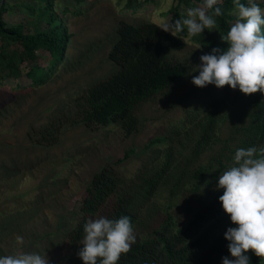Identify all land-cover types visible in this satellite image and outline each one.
I'll list each match as a JSON object with an SVG mask.
<instances>
[{"label": "trees", "instance_id": "trees-1", "mask_svg": "<svg viewBox=\"0 0 264 264\" xmlns=\"http://www.w3.org/2000/svg\"><path fill=\"white\" fill-rule=\"evenodd\" d=\"M92 1L0 0V94L33 90L56 77L60 66L68 63V50L72 48V33L65 23V16L81 14L80 8ZM114 1L120 15L117 39L108 51V58L119 69L79 94L75 103L77 117L87 129L95 131L114 123L130 136L140 124L136 108L190 73V67L174 60L172 54L184 51L190 44L204 54H210L213 48L226 50L228 45L221 38L227 35L236 20V8L234 0H221L218 6L223 15L215 18L216 28L205 29L197 36H188L185 28L183 33L173 36L161 29L163 23L142 15L146 10L156 8L157 0ZM248 2L240 0L245 6ZM201 3L202 0H172L169 9L160 14L167 22H174L186 18V10ZM258 5L264 8V3ZM226 105L224 98L210 97L201 101L196 109L187 112L181 127L167 129L147 145L149 149L158 147L159 153L148 163L152 169L147 174L140 172L143 180L140 189L118 195L102 217L128 216L134 228L140 210L153 202L160 188L168 185L170 179L178 180L170 188V195L179 193L178 198L187 200L188 209L175 217L169 212L170 207L159 205L165 217L152 226L147 236L137 238L135 234L136 242L128 253L121 254L117 264H222V259L229 257V242L224 236L227 229L235 225L219 202L223 189L217 190L218 177L234 165L237 149L264 146V94L253 95L242 118L232 122V132L222 139L219 135L221 125L231 114ZM61 126L62 122L52 119L39 129L42 140L50 145L57 144ZM191 130L197 132L191 160L208 150L214 152L204 164L193 168L185 164L179 169L174 163L173 149L179 145L184 147L182 138ZM173 142L179 145L174 147ZM133 153L132 149L126 151L124 157L103 165L91 178L76 205L79 215L75 226L66 235L72 249L81 244L84 225L89 219L99 215L119 187L128 182L121 177L117 166ZM162 157L164 160L157 164ZM246 254L250 264H264V258L256 257L251 251Z\"/></svg>", "mask_w": 264, "mask_h": 264}, {"label": "rangeland", "instance_id": "rangeland-1", "mask_svg": "<svg viewBox=\"0 0 264 264\" xmlns=\"http://www.w3.org/2000/svg\"><path fill=\"white\" fill-rule=\"evenodd\" d=\"M157 1V9L150 8L142 15L164 24L167 20L160 13L169 9L172 0ZM253 2L264 3V0ZM80 9L79 15L65 16L72 33V48L68 50V63L60 66L56 77L33 90L0 94V256L38 252L46 254L49 264H83L78 257L83 245L72 249L66 235L78 218V201L103 165L134 150L127 161L117 166L121 177L128 182L119 187L107 207L93 219L102 217L121 193L140 189L143 183L140 172L147 174L152 169L148 163L159 153L158 147L149 149L147 145L167 129L180 126L189 110L196 109L201 101L210 97L226 99L225 108L228 107L231 114L221 125L219 134L226 139L232 132V122L242 118L254 95L246 96L227 85L222 89L215 85L205 88L193 85L192 78L199 73L192 69L200 65V56L204 53L190 44L184 51L172 54L174 60L190 67V73L136 108L140 124L135 133L127 136L114 123L95 131L87 129L77 117L76 98L118 71L119 66L108 58V51L117 39L120 13L114 0H94ZM52 119L62 122L55 145L42 140L39 131ZM182 139L184 147L173 142L174 147L178 146L173 151L174 163L179 169L185 164L193 168L209 161L214 150L204 152L195 160L190 158L197 139L196 131L191 130ZM163 160L164 157L157 164ZM134 178L138 180H132ZM177 181L170 179L153 202L140 210L139 221L134 227L137 238L147 236L152 226L165 217L159 205L170 207L169 212L175 217L188 209L187 200L178 198L179 193L170 195V188Z\"/></svg>", "mask_w": 264, "mask_h": 264}, {"label": "clouds", "instance_id": "clouds-1", "mask_svg": "<svg viewBox=\"0 0 264 264\" xmlns=\"http://www.w3.org/2000/svg\"><path fill=\"white\" fill-rule=\"evenodd\" d=\"M221 0H202L196 7L186 10V18L165 22V32L201 35L205 29L216 28V17L223 15L218 4ZM235 22L222 39L226 50L213 48L210 54L200 56V65L192 69L199 75L192 78L198 88L225 85L246 95L264 94V8L249 0L248 5L234 0ZM208 183V182H206ZM224 212L235 227H229L224 238L229 257L222 264H250L251 251L264 258V146L237 149L234 165L218 177L217 190ZM83 247L78 257L83 264H117L121 254L131 250L136 242L131 218L100 217L89 219L84 225ZM22 241V238H17ZM0 264H49L46 254L16 252L0 256Z\"/></svg>", "mask_w": 264, "mask_h": 264}]
</instances>
